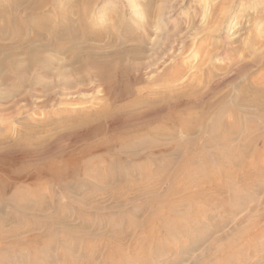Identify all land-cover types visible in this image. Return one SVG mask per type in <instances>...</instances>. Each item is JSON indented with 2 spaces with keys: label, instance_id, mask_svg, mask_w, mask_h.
<instances>
[{
  "label": "rangeland",
  "instance_id": "obj_1",
  "mask_svg": "<svg viewBox=\"0 0 264 264\" xmlns=\"http://www.w3.org/2000/svg\"><path fill=\"white\" fill-rule=\"evenodd\" d=\"M126 1L129 3L127 4ZM126 1L104 0L101 3L102 0H97V2L94 0L95 4L93 3L91 6L101 15V19H97V23L101 27L104 26L103 28L106 30L116 32L118 36H124L121 40L114 42L113 45L116 48L124 50L125 47L134 48L139 45L140 40L143 41L142 58L128 57V59L123 60L127 66L140 65L138 69H132V75L140 80L132 84L131 98L129 96L127 98L129 101L124 100V107L122 106L124 111L104 120L101 124L100 133L94 138L87 139L84 136L85 138H74L73 140L71 137L74 135L68 130L69 118H75L78 112L93 114V111L102 108V105L109 106L111 103L103 86L94 79H89L84 84L71 88L77 90L73 97L66 98L57 94L53 100L55 103L43 104L40 91L27 93L28 90L21 85L20 78L13 77L6 84L0 83V158L3 162L21 166L38 161L40 155L22 158L24 152H27L31 146L29 143H26L23 148L12 149L10 142L21 139L22 136L27 137L28 140L30 137H34L33 131L37 130L44 120H60L57 128H52L46 132L48 134L46 138H50V141L48 146L42 150L43 152L51 150L56 154L59 149L67 152L70 151L71 147H74L78 150L87 143L93 145L95 141H98V138L106 139L115 132L119 133V129L113 130L116 126L122 125L124 128H130L137 121L143 120L144 117H140L137 121L130 120L128 122L126 119L133 118L128 117L127 115H130L128 113L146 115L149 107L146 102L158 95L163 88H166V92L172 96L169 105L191 104L183 111H177L180 114L176 120L194 128L195 133L199 136L197 142L200 143L203 140L201 137L206 135L205 126L211 122L213 117L211 113L214 111L217 102L224 103L231 100L234 95L243 94L244 91L241 88L252 84L250 77L264 70V0ZM123 8L126 9V13ZM133 11L138 13V18H134L135 20L129 18L134 17ZM172 12L173 14L170 15ZM166 14L170 16L163 18ZM109 44L111 45L112 42L104 43L102 46L110 51L112 50L110 48L114 46L110 47ZM66 54L59 55L61 57L68 56V53ZM161 60H164L162 66L159 63ZM256 60L261 62L253 66L250 72H241L242 66H251ZM202 99L209 102L201 105ZM133 115L136 116V114ZM242 118L245 122V128L242 125L241 133L247 135L250 132L249 120L257 118L240 117L239 120H243ZM228 119L232 120V117ZM256 125L261 128L263 123L257 119ZM176 127V125L171 124L170 128L173 129V135L179 142L176 143L175 140L172 142L174 145L179 144V150L175 151L178 154L169 156L171 161L165 166L149 164L145 170V172L150 173L149 176H142L133 164H129L128 158L122 157V160H126L123 169H131L130 175L133 176V181L129 180V175L125 177L124 173H121V176L124 177L122 179L116 176L111 181L103 180L104 175L109 174L110 171H117L116 174L118 175L120 169L118 164L113 166L112 170L106 169L108 163L105 160L102 165L96 167L97 171L91 169L86 174L77 171L76 174L72 173L67 176L65 187H69L68 194L62 193V190L58 188L54 189V186H51L50 189L46 188L52 193L50 197L43 187L38 189L36 186H34L35 188L32 186L35 184L32 182L36 172L33 171L34 168L26 172L24 170L22 180H24V186H28V192L32 194L28 197L33 202V209H30L29 206L19 209L9 205L2 206L0 209V218L9 212H11L10 215H14V217L5 218L6 222L5 219L2 221L3 223L0 222V264H85V258L90 255H94L91 262L98 264L97 262L102 260L103 253L108 248L107 240L109 237H101L99 233H102L105 228L103 226L95 228L96 221L99 218L117 214L120 211L119 207L128 208V201L126 200V202L123 198L134 196L133 203H135L139 201L140 196L149 195V191L160 194L177 191L176 193L183 194L180 189L179 191L177 189L182 184L180 173L176 171V167L184 159L186 134ZM203 129L205 132L202 131ZM58 133L59 135L68 134V136L58 138ZM235 141L237 143L239 139ZM261 143V140H258L252 146L258 150ZM232 146L226 147V149H231ZM141 150L138 149L137 152L140 153ZM101 152L102 149H96L94 153L97 155L88 159L87 162H92L95 158H103L100 155ZM259 153L255 157L256 159L248 156L240 164L244 167L246 165H261L258 170H253L254 174L248 173V176H243L242 170L233 164L225 165L222 170L236 173L234 176L224 172L219 173L215 168H209L208 171L196 175L194 167H191L192 179L186 183V191H217L213 187L215 185L224 191L228 189L238 193H241L243 189V192L252 189L254 191L255 188L264 191V154ZM25 154L29 155V153ZM75 155H80L79 150ZM145 157L141 156L136 160L138 162L148 160L150 155H145ZM18 158L23 160H18ZM103 172L104 174H102ZM249 175L250 177L253 176L252 179L250 178L252 183L249 180ZM245 178L249 181H245ZM213 181L215 184L210 185ZM242 183L246 188L243 187ZM256 184L260 187H256ZM153 186L155 188L151 189ZM41 192L47 194L38 199ZM27 202L29 200L20 201L23 203L21 206ZM41 206L44 207H42L41 212L34 209ZM263 207L264 205L258 200L246 199L242 202L241 208L237 212L235 211V214L231 212L223 214L220 211L221 214L217 216L220 225L218 228L207 224V222L201 225L198 223L200 228L195 231L194 236L203 237V242L194 251L191 248L192 252L189 250L187 254L181 253L178 251L179 244L174 242L176 246L175 244L173 247L171 246L170 252L163 249L164 253L161 258L157 260V258L152 257L155 262H163L164 264H189L191 260L196 264H264V247H262L264 244V216L261 217L260 215L263 212ZM21 212L23 215L18 216V213ZM254 220L257 221L258 227L252 226L251 223ZM106 221L107 219H104V223ZM48 230L52 233L47 232ZM257 230L260 232L259 235H256ZM49 237L55 238L52 241L55 243L58 241V244L51 243ZM31 238L36 239L32 240ZM42 242L43 244L47 243L46 247L42 246ZM97 244H101L102 248L97 249ZM208 247H210V254H205L204 250ZM221 248L223 251L220 250ZM153 250L150 248V253ZM224 251L225 253H223ZM175 252L178 255L182 254L181 262L180 259L178 260V256H175ZM225 255L227 258L223 261Z\"/></svg>",
  "mask_w": 264,
  "mask_h": 264
},
{
  "label": "bare ground",
  "instance_id": "obj_2",
  "mask_svg": "<svg viewBox=\"0 0 264 264\" xmlns=\"http://www.w3.org/2000/svg\"><path fill=\"white\" fill-rule=\"evenodd\" d=\"M95 1L97 2V0ZM103 2L104 0L101 3ZM126 2L127 4L129 3L128 1ZM93 3L94 0H0V83L6 84L13 77H18L21 85L28 90L27 93H31V91L41 92L40 96L43 104L55 103L53 100L57 94L66 98L73 97L77 90H72L71 88L84 84L89 79L99 82L107 91L111 101L109 106L102 105L103 107L93 111V114L78 112L75 118L68 119V130L74 135V137H71L73 140L74 138H94L95 135L99 134L104 120L124 111L123 103L129 96L131 98L133 92L132 84L140 80L131 73L132 69H138L140 65L127 66L126 63H123V60L125 58L128 59V57L140 58L143 53V41L140 40L139 45L134 48L125 47V50L116 48L113 45L114 42L121 40L124 36H118L116 32L106 30L103 28L104 26L101 27L97 23V19L101 15L91 7ZM124 8L123 10L126 13ZM172 14L173 12L170 15ZM133 15L134 17L131 16L129 18H136L138 13L134 12ZM170 15L166 14V16L162 17L167 18ZM108 42H112L111 45L109 44L110 47L114 46L113 48L108 47L112 49L110 51L102 46ZM66 53H68V56L61 57L59 55ZM260 62V60H256L251 66L244 65L240 70L243 73L250 72L252 67ZM159 63L162 66L164 60L159 61ZM250 78H252V84L241 88L244 91L243 94L234 95L229 100L231 102H217L214 111L211 113L213 115L212 120L205 126L206 135L201 137L203 140L200 143L197 142L199 136L195 133L194 128H190L183 122L176 120L180 114L177 111H183L191 104L182 105L177 103L169 105L172 96L166 92V88H163L152 99H148L146 104L149 107L146 115L130 112L128 113L130 115L127 116L133 118L126 119L128 122L130 120L137 121L143 116V120L137 121L130 128H124L122 125L114 127L113 130L119 129V133L115 132L111 136L106 137V139L103 137L98 138V141H95L93 145L87 143L78 149L80 155H75L78 150L74 147H71L70 151L68 150L67 152L59 149L57 154L51 150L43 152V148L48 146L50 141V138H46L48 136L46 132L52 128H57L60 122L58 119L44 120L42 125H39V128L33 131L34 137H30L28 140L27 137L22 136L21 139L10 142V148L12 149L23 148L26 143H29L31 146L27 152H24L22 158L25 159V156L32 158L35 157L34 155H40L38 161L14 166V163L3 162L2 158H0V209L5 205L19 209L29 206L31 207L30 209H33V202L28 197L31 193L28 192V186H24V180H22V174L32 170V168H34L33 171H36L32 178V182L35 183L32 185L33 187L36 186L38 189L43 187L47 191L46 188L50 189L51 186H54V189L58 188L64 194L69 193V187H65L67 176L72 173L76 174L77 171L85 172L86 174L91 169L96 170V167L98 168L100 164L102 165L105 160L108 163L106 169L112 170L113 166L117 164L120 165V169H117L118 175L116 174L117 171L109 170L110 173L104 175L103 180L105 179L106 181L108 179L111 181L116 176L122 179L124 177L121 176V173H124L125 177L129 175V180H132L131 169H123L126 161L122 160L123 156L126 159L128 158L129 164H133L142 176L147 177L150 173L145 172V170L149 164L165 166L171 161L169 156L178 154L175 151L179 150V144L174 145L172 143L173 140L179 143L178 139L173 135V129L170 128L172 124L186 134V146L183 151L184 159L176 167V171L180 173L182 184L177 189L178 191L180 189L183 194L176 193V190V192L163 194L149 191V195L140 196L138 194L140 196L139 201L135 203H133L134 196L132 198H123L128 201V208L119 207L120 211L117 214L99 218L96 221L95 228L102 226L105 228L102 233H99L101 237H109V240H107L109 243L108 248L103 253L102 260L97 263L164 264L163 262H155L153 257L157 258V260L161 258L164 253L163 249L170 252L171 246L173 247L175 244L174 242L179 244L178 251L181 253L187 254L191 248L194 251L203 242V237L194 236L195 231L200 228L198 223L201 225L207 222V224L218 228L220 225L217 221L219 220L217 216L221 212L223 214L228 212L235 214V211L237 212L241 208L242 202L246 199L258 200L259 203L264 205V191L257 184L256 187L259 190L255 188L254 191L252 189L251 191L243 192V189L241 193L231 192L228 189L224 191L222 188H217V185L213 186L217 191H186V183L192 179L191 167H194L196 175L208 171L209 168H215L219 173L224 172L232 176L236 175V173L222 170L225 165H236L239 170H242L240 172L243 176H248V173L254 174L253 170L256 171V169L260 168L261 165H246L245 167L240 165L245 157L251 156L255 158L260 154L259 152L264 154V70L252 75ZM208 102V100L202 99L201 105H205ZM133 114H136V116ZM250 116L260 119L263 126L261 128L257 127V119L249 120L250 132L244 135L241 132L242 125L245 128V122L243 118V120H239V118H248ZM226 117H232V120L226 119ZM205 130L203 129L202 131L205 132ZM39 133H42V135H39ZM64 136H68V134H60L58 138ZM237 139L239 141L235 143ZM258 140H261L262 143L261 148L259 147L257 150L253 148V144L258 142ZM57 145L59 147V144ZM229 146H232V148L226 149ZM96 149H102L100 155L103 158H95L92 162H87L88 159H92L97 155L94 153ZM138 149L143 151L141 150L139 153L137 152ZM24 151L26 150L24 149ZM25 153H29V155ZM145 155H150L148 160L146 159L142 162L136 160L141 156L145 157ZM22 158H18V160ZM99 160H102V162H99ZM78 177L77 179H79ZM251 177L249 175V180L252 183ZM244 180L248 179L245 178ZM212 184H215L214 181L210 185ZM243 187L246 188L244 184ZM154 188L155 186L151 189ZM43 192L39 194L38 199L44 197V195L46 196L47 193L50 197L52 195L50 190L47 193ZM28 200L29 202L21 206L24 202L20 203V201L26 202ZM42 207L34 209L41 212L43 210ZM263 212L260 214L261 217L264 216ZM10 214L11 212L6 213L3 218H0V222L10 216L14 217V215ZM18 214V216L23 215L22 212ZM104 219H107L105 223ZM251 224L255 227L258 225L256 220ZM50 230L47 232H51ZM12 231L15 232V230ZM259 234L260 232L257 230L256 235ZM34 239L36 238L32 240ZM49 239L55 245L58 242H53L55 239L53 237H49ZM43 242L42 246L46 247L47 243L43 244ZM99 242L102 241L99 240ZM262 247H264V244ZM96 248L101 249V244H97ZM150 248L154 249L152 253H150ZM220 250L223 251V248ZM190 251L192 252V250ZM209 251L210 247L204 250L205 254H210ZM219 254L221 255V252ZM176 255L181 262L182 254L178 255L175 252ZM93 257L94 255L86 257L85 264H94L91 262ZM226 258L225 255V258L221 259L225 261ZM189 262V264H196L192 260Z\"/></svg>",
  "mask_w": 264,
  "mask_h": 264
}]
</instances>
